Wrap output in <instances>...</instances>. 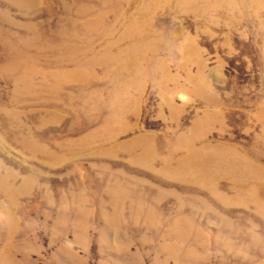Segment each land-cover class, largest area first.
Here are the masks:
<instances>
[{
	"label": "rangeland",
	"instance_id": "374dc122",
	"mask_svg": "<svg viewBox=\"0 0 264 264\" xmlns=\"http://www.w3.org/2000/svg\"><path fill=\"white\" fill-rule=\"evenodd\" d=\"M0 264H264V0H0Z\"/></svg>",
	"mask_w": 264,
	"mask_h": 264
}]
</instances>
